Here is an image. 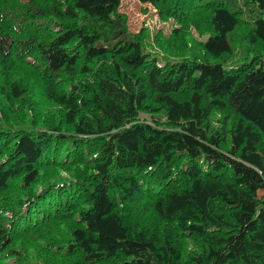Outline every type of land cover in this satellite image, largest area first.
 I'll return each mask as SVG.
<instances>
[{
  "label": "trees",
  "instance_id": "1",
  "mask_svg": "<svg viewBox=\"0 0 264 264\" xmlns=\"http://www.w3.org/2000/svg\"><path fill=\"white\" fill-rule=\"evenodd\" d=\"M139 1L200 54L121 0H0V264H264V0Z\"/></svg>",
  "mask_w": 264,
  "mask_h": 264
},
{
  "label": "rangeland",
  "instance_id": "2",
  "mask_svg": "<svg viewBox=\"0 0 264 264\" xmlns=\"http://www.w3.org/2000/svg\"><path fill=\"white\" fill-rule=\"evenodd\" d=\"M118 11L126 16V24L131 32H138L142 28L147 29L148 35L144 40V48L147 51H150L154 55L158 57V59H170L175 62L182 57L179 56L181 54V49L185 54V57L190 58L192 55L200 54L202 51L199 43L206 39L208 34L200 33L195 28L191 27L188 31V34L183 38V40L178 41L181 43L178 47L166 48L162 46L161 43L155 41L154 39L157 37V31L161 29V37H167L170 32L177 26L176 21L169 19L167 24L165 25L161 20L157 18L156 13L153 10V7L148 3H142L139 0H121ZM175 25V27H174ZM177 28V27H176ZM238 34H236L237 36ZM193 40H190L191 38ZM237 39V38H236ZM234 41V40H233ZM157 43V44H156ZM189 43V44H188ZM191 46V47H189ZM233 48H236L238 52L241 51L242 47H244L242 37L237 39L232 43ZM259 47L257 48V50ZM257 52V51H256ZM180 53V54H179ZM230 66H233L232 63ZM144 117H148L145 115Z\"/></svg>",
  "mask_w": 264,
  "mask_h": 264
}]
</instances>
